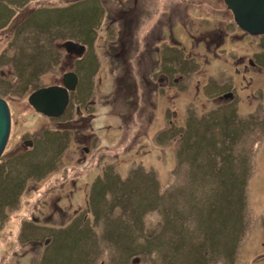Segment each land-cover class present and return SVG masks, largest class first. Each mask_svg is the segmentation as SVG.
<instances>
[{
    "label": "rangeland",
    "instance_id": "obj_1",
    "mask_svg": "<svg viewBox=\"0 0 264 264\" xmlns=\"http://www.w3.org/2000/svg\"><path fill=\"white\" fill-rule=\"evenodd\" d=\"M175 1L0 0V97L12 117L0 250L12 264H248L264 223L237 220L246 195L218 186L212 147L234 148L213 126L204 137L185 93L203 72L184 73ZM64 72L77 85L50 119L27 100Z\"/></svg>",
    "mask_w": 264,
    "mask_h": 264
},
{
    "label": "flooded vegetation",
    "instance_id": "obj_2",
    "mask_svg": "<svg viewBox=\"0 0 264 264\" xmlns=\"http://www.w3.org/2000/svg\"><path fill=\"white\" fill-rule=\"evenodd\" d=\"M175 2L172 11L179 9L184 13L181 27L189 38L184 73L189 76L192 71L203 72L195 86L187 78L185 93L197 99L202 110L204 137L210 131L209 126H213L229 138L234 148L233 154H223L220 141L212 147L213 153H220V169L235 173L229 176L222 169L224 176L246 195L244 206L236 209L237 220L263 226L264 204L258 202L264 192V33L252 35L242 31L224 0ZM224 18L228 20L227 25L222 24ZM197 66H201L200 70H196ZM84 151L88 149L84 147ZM221 171L217 177L219 183L223 182ZM242 176L246 178L243 188L236 182ZM9 250H0V264H12L13 253ZM246 261L264 264V233L254 240Z\"/></svg>",
    "mask_w": 264,
    "mask_h": 264
},
{
    "label": "water",
    "instance_id": "obj_3",
    "mask_svg": "<svg viewBox=\"0 0 264 264\" xmlns=\"http://www.w3.org/2000/svg\"><path fill=\"white\" fill-rule=\"evenodd\" d=\"M231 10L233 20L244 32L258 35L264 33V0H224ZM68 52L81 53L82 46L72 42L65 44ZM77 78L72 72L64 73L61 84L35 90L28 97V104L38 113L49 118L63 115L68 102L69 93L74 91ZM11 129V112L5 99L0 97V157L8 141Z\"/></svg>",
    "mask_w": 264,
    "mask_h": 264
},
{
    "label": "trees",
    "instance_id": "obj_4",
    "mask_svg": "<svg viewBox=\"0 0 264 264\" xmlns=\"http://www.w3.org/2000/svg\"><path fill=\"white\" fill-rule=\"evenodd\" d=\"M222 169L226 170V168H222ZM222 169H220V171H221ZM226 171H228L229 176H235V173L231 172L230 170H226ZM221 174H222V178H221V179H223V182L219 183V182H218V179H217L218 186L220 187L221 190H223V191H227V190H229L230 192L237 191V192L240 193V195H243V194H242V193H243L242 190H239V189L237 190V188L234 187V186L236 185L235 183H232V182L230 181V179H229V181L227 180L228 177H225V176H224L223 170L221 171ZM218 176H219V175H218ZM218 178H219V177H218ZM245 181H246V178L242 176V177H240L236 182H238V183L240 182L239 185L243 188L244 185H245ZM232 187H233V188H232Z\"/></svg>",
    "mask_w": 264,
    "mask_h": 264
},
{
    "label": "bare ground",
    "instance_id": "obj_5",
    "mask_svg": "<svg viewBox=\"0 0 264 264\" xmlns=\"http://www.w3.org/2000/svg\"><path fill=\"white\" fill-rule=\"evenodd\" d=\"M73 54H77V53H75V52H72Z\"/></svg>",
    "mask_w": 264,
    "mask_h": 264
}]
</instances>
